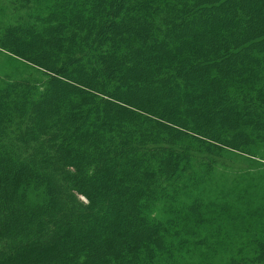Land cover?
<instances>
[{"label":"trees","instance_id":"obj_1","mask_svg":"<svg viewBox=\"0 0 264 264\" xmlns=\"http://www.w3.org/2000/svg\"><path fill=\"white\" fill-rule=\"evenodd\" d=\"M21 8L0 34L30 70L0 77V264H154L149 240L226 233L206 183L264 149V0Z\"/></svg>","mask_w":264,"mask_h":264},{"label":"rangeland","instance_id":"obj_2","mask_svg":"<svg viewBox=\"0 0 264 264\" xmlns=\"http://www.w3.org/2000/svg\"><path fill=\"white\" fill-rule=\"evenodd\" d=\"M23 1L0 0V34L12 23L21 24L16 17L19 16L17 12L25 13L21 8ZM10 9L17 11L11 13ZM1 46L2 43H0V77L10 78V76H19L21 72H30L25 64L16 61L14 59L16 57H12ZM219 162L224 166L208 178L206 187L211 188L210 195H216L219 203L223 198H231V205L220 216L226 233L223 231L224 233L221 232L218 236L215 229L210 226L203 225L198 228V232L185 226L179 228L181 236L178 239L171 233L168 234L167 239L170 240L172 247L166 250L160 246L151 249L156 243L149 240L142 246L146 248L149 245V256L154 264H264V149L260 147L259 153L255 156L235 152L229 158L225 153L224 159H219ZM191 192L192 195H203L197 188ZM29 197L31 199L35 197V190L29 191ZM79 198L86 202L84 197L79 196ZM180 199H185V195ZM155 209L151 211V216L155 219L167 212V208L163 205ZM161 219L162 224L171 230L177 224L165 218ZM197 233L205 235V238L217 237L223 241H220L223 245L219 243V248L215 249L217 251H210L203 243L193 241ZM258 251H262V256L257 254Z\"/></svg>","mask_w":264,"mask_h":264}]
</instances>
